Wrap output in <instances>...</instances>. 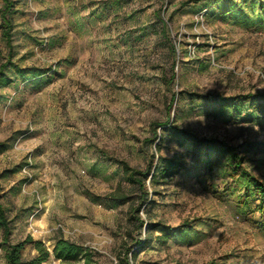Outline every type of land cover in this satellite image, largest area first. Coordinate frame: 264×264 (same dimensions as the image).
Segmentation results:
<instances>
[{"label": "rangeland", "instance_id": "1", "mask_svg": "<svg viewBox=\"0 0 264 264\" xmlns=\"http://www.w3.org/2000/svg\"><path fill=\"white\" fill-rule=\"evenodd\" d=\"M12 1L9 42L0 0L10 243L43 242L42 264H60L58 237L97 264H264V0ZM167 159L177 172L153 183ZM121 162L152 165L145 191ZM7 245L0 225V264ZM37 255L27 243L23 261Z\"/></svg>", "mask_w": 264, "mask_h": 264}, {"label": "trees", "instance_id": "2", "mask_svg": "<svg viewBox=\"0 0 264 264\" xmlns=\"http://www.w3.org/2000/svg\"><path fill=\"white\" fill-rule=\"evenodd\" d=\"M199 1V0H196ZM5 6L3 10V35L10 42L12 38L11 30L13 28L12 22L8 19L6 14L13 13L14 2L12 0H3ZM190 2L184 3L187 6ZM156 134V133H155ZM179 161L176 159H167L163 163L156 166L151 181L153 183L158 182L160 179H167L172 177L177 172L179 167ZM124 174L128 180L139 186L140 190L145 191L146 180L149 178L152 165L147 167L145 170H140L131 167L126 162H121ZM263 191V186H260ZM142 198H147V195H143ZM137 220L139 225L143 227L144 221L140 217V207L136 210ZM0 225L4 230V240L8 244L5 251L6 264H42L46 262L51 253L48 248L41 241H35L32 237H28L26 240L18 243H10L11 227L9 221L6 219L5 210L0 204ZM148 226V225H147ZM148 231V227L146 232ZM164 240L168 239V235L162 237ZM31 242L34 248L38 251V255L31 261L24 262L22 258V252L27 243ZM152 239H146L145 242L142 240L138 241V244L151 243ZM53 254L60 264H97L94 252L84 246L65 239L64 237H58L55 239ZM128 254V253H126ZM128 262V261H127Z\"/></svg>", "mask_w": 264, "mask_h": 264}]
</instances>
